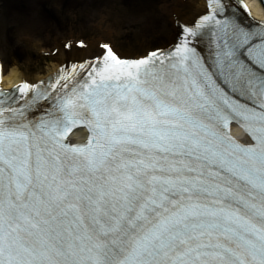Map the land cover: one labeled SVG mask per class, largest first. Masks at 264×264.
Returning a JSON list of instances; mask_svg holds the SVG:
<instances>
[{"label":"snow or ice","instance_id":"6c2138e0","mask_svg":"<svg viewBox=\"0 0 264 264\" xmlns=\"http://www.w3.org/2000/svg\"><path fill=\"white\" fill-rule=\"evenodd\" d=\"M253 35L226 32L215 72L187 41L136 61L102 45L50 118L16 121L0 106V264H264V38ZM81 125L88 142L66 143Z\"/></svg>","mask_w":264,"mask_h":264},{"label":"rangeland","instance_id":"374dc122","mask_svg":"<svg viewBox=\"0 0 264 264\" xmlns=\"http://www.w3.org/2000/svg\"><path fill=\"white\" fill-rule=\"evenodd\" d=\"M37 1L0 0V5L10 9L0 18V50L7 68L18 60L36 72L38 66H45V51L81 36L87 41L103 38L125 53H140L172 39L171 6L179 4L186 12L192 11L191 0ZM109 30L114 33L109 35ZM42 36L43 44L39 42Z\"/></svg>","mask_w":264,"mask_h":264},{"label":"bare ground","instance_id":"6f19581e","mask_svg":"<svg viewBox=\"0 0 264 264\" xmlns=\"http://www.w3.org/2000/svg\"><path fill=\"white\" fill-rule=\"evenodd\" d=\"M30 1L32 2L33 0H30ZM35 1L40 2L37 0H35ZM183 1H185V0H183ZM258 1L259 0H246V4L248 5V8H250V10H251V15H253L254 17L263 16V14L261 12V6L262 5ZM44 2H46V1H44ZM206 3H207L206 0H191L192 11L190 13L186 12L187 10L182 9L179 4H177V5L174 4L173 7L171 6L170 12H171V15L174 17L173 18V24H174V22H176V25L174 26L176 28V29H174L175 30L174 33H177L179 30L182 33V29L180 28L182 25V22L183 23L189 22V24H190V22L193 19L197 18L204 11H208V9H207L208 7H206ZM166 6H168V5H166ZM16 9H19V7L16 6ZM9 10L10 9L8 7L5 8L2 5H0V18H1V16L5 17L4 14L7 12H10ZM20 12L21 11H19V13ZM185 16L187 18H184ZM194 24L195 23L190 24V25H194ZM95 25L98 27V24L93 22V26H95ZM187 29H190L192 32H194L193 26L190 28H187ZM101 31H106V30L101 29ZM107 32L109 35L114 33L112 30L111 31L109 30ZM104 33H106V32H104ZM43 37L44 36H42L41 38L39 37V39H40L39 42H41L42 44L44 42V40L42 39ZM193 37H194V35H189V33L187 32L186 35L183 36V40H184V42L187 41V43H188L189 40L192 39ZM99 39L103 40V38H99ZM94 41H95V39H92L91 41H88V45L86 47L81 46L80 48L75 47V45L72 46L71 48L67 47V49L63 46H58V47L54 46L55 48L52 49L53 52L49 51L47 53L48 55L45 56L46 57L45 66H43V67L38 66L36 72L33 70L30 71L29 67H26V66H23L20 64L21 61L15 60V63L12 64V62H11L10 63L11 66H9L7 68V72L2 79V82H3L2 84L5 86V88L7 86H11V87H15V89H17L18 88L17 85L20 83H22V84H24L25 82L31 83V82L39 80V82H40L39 88H41V89H39V91H41L42 89L46 91L47 89L52 88L54 82H56V81L58 82L60 80L59 77L64 73V68H62V67H64V64L67 60L66 58L71 57L69 59L71 61H73L76 58L84 59L85 56H89V57L93 56L94 47L96 46ZM56 48H57V51L54 50ZM115 48L118 50L117 47H115ZM96 49L99 50V52L101 51L98 47ZM134 54H137V55H134ZM146 54H147L146 52H144L142 54L132 53V56L138 58L139 55L144 56ZM96 55H99V53ZM5 64H7V63L5 62ZM66 67H68V64L65 66V68ZM4 68L6 69V66H4ZM66 71L70 72L69 70L65 69V72ZM78 76L82 77L81 74L78 75V74L74 73V75L70 74L69 79H67V80L61 79L60 81L63 80V82H65V83H67V81L72 82V79L74 81H76ZM53 91L55 92V88ZM40 111H41V108H40ZM4 113L10 114V112L6 108H5Z\"/></svg>","mask_w":264,"mask_h":264}]
</instances>
